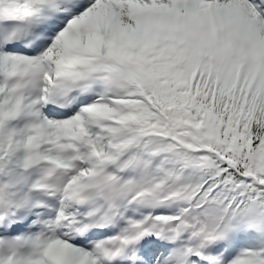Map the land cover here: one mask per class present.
Segmentation results:
<instances>
[{"label":"snow or ice","instance_id":"1","mask_svg":"<svg viewBox=\"0 0 264 264\" xmlns=\"http://www.w3.org/2000/svg\"><path fill=\"white\" fill-rule=\"evenodd\" d=\"M0 264H264V0H0Z\"/></svg>","mask_w":264,"mask_h":264}]
</instances>
